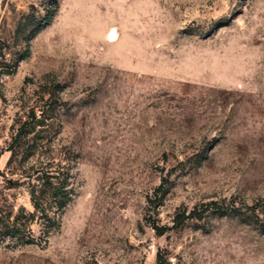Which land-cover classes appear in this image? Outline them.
Instances as JSON below:
<instances>
[{
    "label": "rangeland",
    "instance_id": "obj_1",
    "mask_svg": "<svg viewBox=\"0 0 264 264\" xmlns=\"http://www.w3.org/2000/svg\"><path fill=\"white\" fill-rule=\"evenodd\" d=\"M0 264H264V0H0Z\"/></svg>",
    "mask_w": 264,
    "mask_h": 264
},
{
    "label": "trees",
    "instance_id": "obj_2",
    "mask_svg": "<svg viewBox=\"0 0 264 264\" xmlns=\"http://www.w3.org/2000/svg\"><path fill=\"white\" fill-rule=\"evenodd\" d=\"M24 130H25L24 133L28 134V132H27L28 130H26V126H24ZM24 133H23V134H24ZM32 149H34V148L32 147ZM55 196H58V193H56ZM35 207L40 208V206H39L38 203L35 204ZM187 217H188V216H185V215H183V217L180 216V217L178 218V221H179L178 223H179V224H182V223L185 221V219H186ZM157 233H158L159 236L164 235V231L161 230V229H159V230L157 231ZM159 261H160V258H159Z\"/></svg>",
    "mask_w": 264,
    "mask_h": 264
}]
</instances>
